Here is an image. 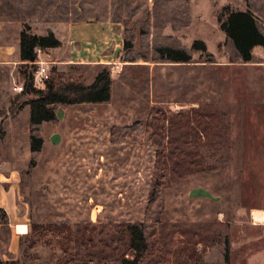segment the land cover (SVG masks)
Listing matches in <instances>:
<instances>
[{
  "label": "rangeland",
  "instance_id": "374dc122",
  "mask_svg": "<svg viewBox=\"0 0 264 264\" xmlns=\"http://www.w3.org/2000/svg\"><path fill=\"white\" fill-rule=\"evenodd\" d=\"M99 4L113 32L87 43L95 57L37 60L84 85L106 68L108 102L56 104L31 126L11 106L20 65H0V264H119L128 223L144 232L143 264H264V48L242 62L218 22L249 11L264 35V0H85ZM27 6L0 0V39L24 21L42 30Z\"/></svg>",
  "mask_w": 264,
  "mask_h": 264
},
{
  "label": "trees",
  "instance_id": "16d2710c",
  "mask_svg": "<svg viewBox=\"0 0 264 264\" xmlns=\"http://www.w3.org/2000/svg\"><path fill=\"white\" fill-rule=\"evenodd\" d=\"M221 31L231 40L233 47L239 54L242 62L248 63L252 60V51L255 47L264 48V35L259 31L254 16L249 11H229L225 18L219 17ZM60 45L53 34L41 37L33 35L29 26H24L19 35L20 58L25 64L20 65L19 74L22 76L24 90L18 94L11 106L15 105L21 110L28 105L30 109L29 123L31 126L39 125L43 122H50L56 119L53 106L56 104L68 106L81 103H104L110 100L111 76L110 72L104 68L90 85H84L74 80L62 81L51 70L48 81L44 88H35L32 85L33 72L36 66L33 62L36 60L35 49L42 51L53 49ZM195 49L205 50L201 42L193 44ZM158 53L162 58L175 63H187L190 56L182 51L171 48H160ZM172 124V123H171ZM31 149H36L41 140L31 137ZM165 150L159 157L162 158L160 169L163 172L168 171V166L164 160ZM171 171H180L186 173L191 166L182 167V165H173ZM184 169V170H183ZM186 169V170H185ZM39 227L33 226L32 231ZM117 238L124 244L131 253V257L119 256V264H143L148 254V243L144 232L136 224L128 223L118 226ZM70 234V233H68ZM80 239L84 235L80 234ZM228 247L226 248V255Z\"/></svg>",
  "mask_w": 264,
  "mask_h": 264
},
{
  "label": "crops",
  "instance_id": "0c3cea01",
  "mask_svg": "<svg viewBox=\"0 0 264 264\" xmlns=\"http://www.w3.org/2000/svg\"><path fill=\"white\" fill-rule=\"evenodd\" d=\"M27 2L32 16L40 18V26L43 28L38 31V24L35 20H29L21 23L14 39H8L5 34L0 39V65L25 64L20 58L19 48V35L23 29L22 26H29L32 34L36 36L44 37L49 33L53 34L60 45L53 49H46V51L52 53V51L66 50L69 55L68 59L74 61L85 60V57L90 56L89 53L95 57L94 51L96 50L90 52L91 46L87 47V43L95 38L109 36L110 32H113L111 20L107 18L108 11L102 4L89 10L85 6V0H27ZM101 53L102 51L99 50L97 56H100ZM27 107L29 108L28 105L24 106L20 111H24ZM2 209L5 210V208Z\"/></svg>",
  "mask_w": 264,
  "mask_h": 264
},
{
  "label": "built area",
  "instance_id": "2783aa9c",
  "mask_svg": "<svg viewBox=\"0 0 264 264\" xmlns=\"http://www.w3.org/2000/svg\"><path fill=\"white\" fill-rule=\"evenodd\" d=\"M35 54H36V60L33 62V64L37 67L35 69V71L33 72V78H32V85L35 88H44L46 82L49 79V71L47 68L46 63H44L43 61L37 60L38 56L43 52L40 49H35ZM24 90V84H20V85H15L13 87V91H15L16 93L20 94L22 93Z\"/></svg>",
  "mask_w": 264,
  "mask_h": 264
},
{
  "label": "bare ground",
  "instance_id": "6f19581e",
  "mask_svg": "<svg viewBox=\"0 0 264 264\" xmlns=\"http://www.w3.org/2000/svg\"><path fill=\"white\" fill-rule=\"evenodd\" d=\"M16 230H17L19 233H22V232L25 231V228H23V227H21V226H18V227L16 228Z\"/></svg>",
  "mask_w": 264,
  "mask_h": 264
}]
</instances>
